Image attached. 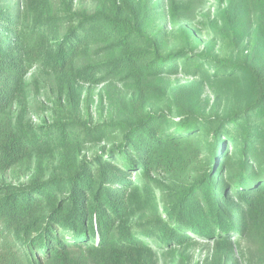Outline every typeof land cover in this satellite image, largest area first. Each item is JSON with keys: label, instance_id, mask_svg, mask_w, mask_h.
<instances>
[{"label": "trees", "instance_id": "trees-1", "mask_svg": "<svg viewBox=\"0 0 264 264\" xmlns=\"http://www.w3.org/2000/svg\"><path fill=\"white\" fill-rule=\"evenodd\" d=\"M165 1L155 0L153 12ZM150 12L131 0H106L100 13L69 15L73 26L61 34L66 17L27 26L16 8H0V29L9 35L0 36V172L43 147H81L120 133L111 150L67 175L0 196V264H81L70 255L87 249L100 264H152L154 250L229 240L246 233L252 219L264 225V0L229 2L220 27L211 29L221 42L216 52H193L191 44L165 50V39L149 31ZM241 29L249 30L246 43L237 40ZM96 46L116 57L77 69ZM40 60L67 82H131L134 118L84 127L83 137L75 124L24 131L10 111ZM172 79L178 84L163 89ZM203 81L217 90L211 109L202 103ZM229 149L237 170L225 166ZM133 174L164 188L166 218L153 207L152 218L128 225Z\"/></svg>", "mask_w": 264, "mask_h": 264}, {"label": "rangeland", "instance_id": "rangeland-1", "mask_svg": "<svg viewBox=\"0 0 264 264\" xmlns=\"http://www.w3.org/2000/svg\"><path fill=\"white\" fill-rule=\"evenodd\" d=\"M131 1L149 7V31L165 39V50L191 44L193 52L200 53L207 48H214V52L219 51L221 42L213 35L211 29L220 27L231 0H166L165 7L158 13L153 12L158 5L155 0ZM2 7L7 10L16 8L21 23L27 26H31L35 18L66 17L60 27L61 34H64L73 26L72 22H68L69 15L100 13L106 7V0H1L0 8ZM251 16L255 26L257 16L254 12H251ZM241 30L237 40H244L246 43L249 30ZM0 36L9 37L2 29ZM50 44L52 43L47 46L50 47ZM100 48L96 46L85 51L77 61V69L116 57V54L102 52ZM176 82L177 79L170 80L163 84V89L176 86ZM181 84L188 85L189 82L181 77ZM200 84L202 103L207 109H211L217 102V90L210 81ZM135 99L131 82L120 79L99 85L67 82L57 78L48 61L40 60L29 68L10 115L16 126L24 131L37 130L43 125L75 124V132L83 137L84 127L133 119ZM119 134L115 133L107 140L95 138L83 143L81 147H43L29 155L13 170L0 172V196L8 189L16 191L21 187L30 186L34 181H45L53 175H67L84 159H92L102 151L111 150L112 146L120 142ZM227 152L225 166L229 164L230 170H237L236 152L231 154L230 149ZM165 179L163 181H166ZM131 180L134 185L138 184L129 192L135 202L127 221L128 225L152 218L153 207H156L160 217L166 218L161 203L164 188L148 179L141 183L135 174ZM146 188H150L151 192L145 190ZM151 193L155 194V198ZM226 215L225 213L223 216ZM234 221L237 223L238 219ZM92 251H74L70 257L83 264H100L95 251ZM138 255L141 256V250ZM152 264H264V225L252 219L246 233L229 240L197 239L188 245L154 250Z\"/></svg>", "mask_w": 264, "mask_h": 264}]
</instances>
